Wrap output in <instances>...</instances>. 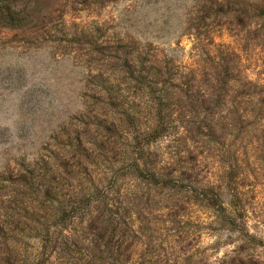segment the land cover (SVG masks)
<instances>
[{"label": "trees", "instance_id": "1", "mask_svg": "<svg viewBox=\"0 0 264 264\" xmlns=\"http://www.w3.org/2000/svg\"><path fill=\"white\" fill-rule=\"evenodd\" d=\"M183 15L189 64L129 30L63 49L97 74L61 143L1 178L0 264H159L144 213L158 194L166 203L152 212L165 209L172 226L197 206L235 234L219 264H264L247 227L250 211L263 215L251 205L264 181V0H191ZM105 160L111 175H93ZM126 181L135 197L124 203ZM180 256L173 264H208L185 246Z\"/></svg>", "mask_w": 264, "mask_h": 264}, {"label": "rangeland", "instance_id": "2", "mask_svg": "<svg viewBox=\"0 0 264 264\" xmlns=\"http://www.w3.org/2000/svg\"><path fill=\"white\" fill-rule=\"evenodd\" d=\"M190 3L191 0H0V180L10 174L15 177L19 167L32 169L35 163H41L55 144L61 143L64 131L72 130L80 119L84 79L88 74H97V70L91 67L88 73L73 52L64 53L63 49H75L74 41L82 34L107 40L119 29L122 33L129 30L140 40L151 41L189 64L192 38L183 34L182 23ZM104 68L103 77H107L109 72ZM164 145L158 142L156 148ZM106 163L107 160L93 166L92 174L108 170L109 177L112 171ZM4 185L12 187L6 180ZM134 192V182L126 181L121 192L128 196L124 203L135 197ZM160 197H153L144 212L147 227L159 237V264H173L174 257L181 261V246L188 248L195 259L204 257L208 264H219L232 253L235 234L220 229L209 211L197 206L187 208L188 215L172 226L166 221L165 209L152 212L153 207L166 203V198ZM251 209L263 215L255 217L249 212V232L264 241L262 178L256 181ZM176 229L188 231V239L181 244ZM142 239L137 236L134 241L140 245ZM255 252L264 260V245L257 246ZM58 262L56 259L55 264Z\"/></svg>", "mask_w": 264, "mask_h": 264}]
</instances>
